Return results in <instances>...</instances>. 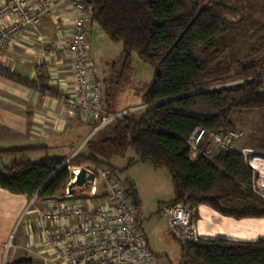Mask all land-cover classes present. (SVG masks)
Instances as JSON below:
<instances>
[{"label":"trees","instance_id":"obj_1","mask_svg":"<svg viewBox=\"0 0 264 264\" xmlns=\"http://www.w3.org/2000/svg\"><path fill=\"white\" fill-rule=\"evenodd\" d=\"M80 1L90 12V23H97L112 41L123 43L126 66L136 52L155 68V75L143 98L147 107L142 113L126 115L103 130L104 135L91 138L86 144L88 154L75 156L70 165L92 164L116 176L126 170L118 171L107 162L133 149L140 161L169 170L175 194L169 204L184 203L195 210L207 206L238 220L264 218V200L253 193L255 175L241 151L224 152L215 164L204 159L192 164L188 158L187 141L195 128L208 132L234 129L231 118L235 112L264 111L263 79L258 77L264 63L259 60L239 65L242 83L211 89L230 82L229 71L212 72L224 55L215 42L243 24L242 19L233 21L239 11L212 0ZM28 151L0 149V164L12 158L5 175L0 173V188L29 198L64 196L72 178L64 166L68 159L31 163ZM134 164L131 160L128 167ZM125 186V196L132 200L129 180ZM75 190L77 197L86 196V190ZM237 202L247 206L236 208L233 204ZM130 204L135 212L140 205ZM181 247V264H264L262 240L200 239Z\"/></svg>","mask_w":264,"mask_h":264},{"label":"crops","instance_id":"obj_2","mask_svg":"<svg viewBox=\"0 0 264 264\" xmlns=\"http://www.w3.org/2000/svg\"><path fill=\"white\" fill-rule=\"evenodd\" d=\"M28 1L38 24L27 26L13 46L0 53V149H28L26 157L31 163L88 154L87 142L103 130L93 135L95 123L68 105L67 99L75 92L73 59L59 49L62 42L69 40L75 14L65 0H54L47 12L39 8V0ZM5 4L6 0H0V10ZM11 21L10 17L3 18L0 31L9 27ZM92 34L89 29L90 55ZM92 62L94 79L100 86L105 77L97 76ZM102 96L104 109L115 114L110 111L108 93ZM245 150L264 164V151L254 146H246ZM64 203L60 195L29 198L0 188V264H52L46 260L50 253L48 231H62L65 225L45 221L42 213L52 205ZM233 206L243 208L247 204L237 202ZM195 228L199 240L264 241V218L238 220L207 206L196 209Z\"/></svg>","mask_w":264,"mask_h":264},{"label":"built area","instance_id":"obj_3","mask_svg":"<svg viewBox=\"0 0 264 264\" xmlns=\"http://www.w3.org/2000/svg\"><path fill=\"white\" fill-rule=\"evenodd\" d=\"M65 1L71 4L75 14L69 40L59 46L73 59L75 92L67 99V103L72 109L86 115L90 122L97 124L94 129L98 133L130 112L112 114L104 109L102 91L94 79V64L89 54L90 12L80 0ZM52 2L54 0H39V8L47 12ZM6 17L12 18V24L0 31V53L13 46L27 26L39 22L28 0H6L0 10V21ZM258 77L263 79L261 92H264V71ZM146 107L144 105L140 109ZM242 138L243 133L235 129L208 132L197 127L187 141L189 161L194 164L204 159L215 164L222 153L236 151L235 145ZM242 154L255 175L252 190L264 200V164H260L252 152L245 150ZM71 159L64 164L74 175L63 196L65 203L52 205L42 213L45 221L65 225L62 231H48L50 253L46 260L52 264H159L149 247L137 214L125 196L124 187L110 170L82 167L95 175L90 191L84 201L76 200L79 197L69 194L70 184L82 169H74L70 165ZM34 202L35 199L30 206ZM160 212L167 219L171 234L181 246L198 242L195 209L184 203H168L161 207Z\"/></svg>","mask_w":264,"mask_h":264},{"label":"rangeland","instance_id":"obj_4","mask_svg":"<svg viewBox=\"0 0 264 264\" xmlns=\"http://www.w3.org/2000/svg\"><path fill=\"white\" fill-rule=\"evenodd\" d=\"M212 1L222 2L238 10L239 15L233 19L234 22L243 20L242 25L230 29L215 42L216 48L223 51L224 55L212 68V72L218 75L229 71L230 82L211 88L214 89L238 85L241 81L240 64L249 65L257 60L264 63V0ZM89 29L93 31L90 58L95 63L97 76L105 77L100 89L104 96L108 93L110 111L113 113L129 111L130 116H139L142 113L140 107L143 98L153 84L155 68L143 61L136 52L131 53L130 64L126 66L123 43L112 41L97 23H89ZM231 121L234 123V129L243 133L242 140L235 145L236 151L243 152L246 146H254L264 151V111L235 112ZM109 129L110 126L106 131ZM104 132H101L102 135ZM95 133L94 129L93 135L97 134ZM137 156L133 149H128L123 155L114 156L107 165L126 170L120 173L118 179L124 189L126 180L132 184L136 200L140 204L136 210L137 217L159 264H181L183 262L181 244L170 233L168 221L160 212L161 207L175 197L169 170L166 167H156L150 161L142 162ZM131 160H135V164L128 167ZM11 161V157L3 160L0 164L1 174L5 175L4 168L8 167ZM84 166L97 167L92 164Z\"/></svg>","mask_w":264,"mask_h":264},{"label":"water","instance_id":"obj_5","mask_svg":"<svg viewBox=\"0 0 264 264\" xmlns=\"http://www.w3.org/2000/svg\"><path fill=\"white\" fill-rule=\"evenodd\" d=\"M150 128V126H149ZM95 180V175L82 168L76 176V179L70 184L68 191L70 195L76 196L75 188H80L82 191L86 190V195L90 191V187ZM130 192L132 202L137 205L136 194L133 190L132 184L130 183Z\"/></svg>","mask_w":264,"mask_h":264}]
</instances>
